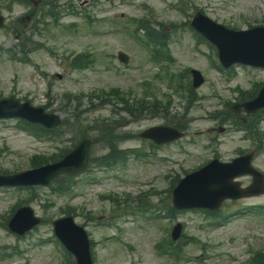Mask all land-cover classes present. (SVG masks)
<instances>
[{
    "label": "rangeland",
    "instance_id": "obj_1",
    "mask_svg": "<svg viewBox=\"0 0 264 264\" xmlns=\"http://www.w3.org/2000/svg\"><path fill=\"white\" fill-rule=\"evenodd\" d=\"M50 1L53 3L48 6ZM25 2L28 6H23L22 0H0V13L6 18L3 29H0V99L14 96L20 101L28 100L32 105L46 106L47 112H55L69 123L79 117L84 126L101 119H120V131L126 136L119 141V148L154 152L156 155L135 157L128 152L124 165L118 163L113 168L90 165L85 175L74 177V188L70 193H55L49 186L6 192L0 189V223L19 200H28L34 212L44 219L43 224L24 238L0 224V251L7 247L11 252L14 247L22 251L0 259V264H60L57 252L61 253V250L55 249L57 252H54V243L47 239L53 237L50 221L65 215L67 206L75 208V220L85 225L96 242L94 264H246L249 253H245L241 257L243 259L236 256L243 248V242L248 249H263L264 216L253 214L250 209L264 207V193L227 200L221 213L227 214L228 218L218 227L207 226L208 218L205 220L200 212L192 210H177L173 213L174 220L168 219L165 217L168 201L165 200L168 197L166 190L171 187L175 175L192 171L212 157L227 161L237 156L239 151L254 149L256 158L253 165L264 171V147L257 150L256 140L241 137V131L232 127L229 121H222L219 116L212 117L214 111L227 109L225 102H236L239 94L234 86L252 90L254 83L264 78V73L237 68L227 76V72L209 63L210 58L218 61L215 52L206 43L195 39L188 26L182 25L198 9L228 27L241 29L261 25L264 24V0ZM33 6L35 10L31 13L28 10ZM48 7H54L58 12L57 23L52 24L50 19L44 18L49 21L48 25L37 24L36 17H41ZM141 17L146 18L156 31L161 29L157 24L161 22L168 33L172 60L165 63L169 71L179 73L195 68L203 75L204 82L200 87L189 85L193 93L191 105L186 106L185 98L171 91L165 70L150 59L148 51L125 31L124 26H136L133 18ZM89 27L99 30L91 32ZM16 29L20 30L17 35L14 33ZM22 37L31 39L37 46L29 54L31 61L28 63L10 57L7 51H16L15 46ZM119 50L129 56L127 64L118 61L116 54ZM81 52L91 53L92 63L87 68L72 67L70 59ZM188 80H191L190 75L183 78V83H188ZM145 82L151 83L153 93L162 102L165 94H170V110L166 117L163 113L150 115L148 112L132 117L122 111V104L114 99V102L98 107L99 100L92 97L99 90L117 87L132 104L145 95ZM171 87L175 88L174 85ZM73 96L78 99H73ZM238 115L244 116L243 113ZM175 122L185 126V137L174 144L152 147L148 141L132 136L150 126ZM260 129L264 132V120ZM58 133L57 141L35 139L28 131L18 128L15 119L0 120V173L29 169L34 155L49 156L61 148L69 150L79 140L66 126ZM93 136V131L88 132L89 138ZM106 152L100 143L91 146V156ZM146 158H151V164L146 163ZM112 176H117L122 185L117 187L115 182L106 181ZM237 179L241 185L250 182L249 176ZM150 190L157 194L146 195L145 202L151 207L143 213L159 214L160 217L155 221H142L137 213L134 218L144 225L143 234L117 229V224H122L124 211L130 206L136 209L135 198ZM98 193L106 195V198H99ZM107 196L117 197L119 207ZM128 196L132 198L129 205L124 202ZM236 210L240 212L234 214ZM112 214L114 219H111ZM176 221L183 224L184 234V237L181 235L171 242L172 246L182 249L183 254L178 261L170 256H157L158 249L153 248L158 240L169 238L171 227L168 228Z\"/></svg>",
    "mask_w": 264,
    "mask_h": 264
},
{
    "label": "water",
    "instance_id": "obj_2",
    "mask_svg": "<svg viewBox=\"0 0 264 264\" xmlns=\"http://www.w3.org/2000/svg\"><path fill=\"white\" fill-rule=\"evenodd\" d=\"M228 34L234 35L231 39H228L226 46L220 44L221 56L224 61H227V64L233 61H242L253 64L264 65V28H254L247 32H229ZM264 97L258 99V105L264 104ZM211 165L210 167H213ZM228 180L234 174L229 172L228 165ZM230 194V191L227 190V195ZM61 222H57L58 234L60 235V226ZM66 232V231H65ZM79 264H90L87 245H83L82 254H77Z\"/></svg>",
    "mask_w": 264,
    "mask_h": 264
}]
</instances>
